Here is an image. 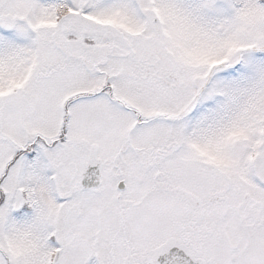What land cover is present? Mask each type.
Here are the masks:
<instances>
[{"label": "snow or ice", "instance_id": "obj_1", "mask_svg": "<svg viewBox=\"0 0 264 264\" xmlns=\"http://www.w3.org/2000/svg\"><path fill=\"white\" fill-rule=\"evenodd\" d=\"M0 264H264V0H0Z\"/></svg>", "mask_w": 264, "mask_h": 264}]
</instances>
